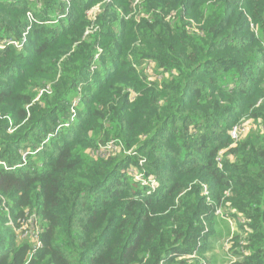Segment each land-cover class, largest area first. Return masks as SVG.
<instances>
[{
    "label": "trees",
    "instance_id": "1",
    "mask_svg": "<svg viewBox=\"0 0 264 264\" xmlns=\"http://www.w3.org/2000/svg\"><path fill=\"white\" fill-rule=\"evenodd\" d=\"M229 216L264 264V0H0V264H202Z\"/></svg>",
    "mask_w": 264,
    "mask_h": 264
},
{
    "label": "rangeland",
    "instance_id": "2",
    "mask_svg": "<svg viewBox=\"0 0 264 264\" xmlns=\"http://www.w3.org/2000/svg\"><path fill=\"white\" fill-rule=\"evenodd\" d=\"M97 7H98V5H95V6H93V9L96 10ZM192 23L195 26L194 21H192ZM23 37L25 38L24 35H23ZM8 41L12 42L10 39H8ZM151 68H153L152 64L148 65V69L151 70ZM48 87H49V85H48ZM45 89H46V87H45ZM42 91H43V89L37 90L33 101H35L37 99V97L41 94ZM49 91H50V87H49ZM77 102H78V98L73 101V104H76ZM74 116H75V110L72 109V115H71L70 119L74 118ZM250 121L251 120L249 118H246L244 116V117L240 118V120L238 122H236L234 125H236V124L244 125L245 132H246L250 128V125L247 124ZM46 139L43 141V143L46 142ZM42 145H44V144L39 142V147ZM26 153H27V151L25 152V154ZM34 160H36V159H34ZM242 221H243L242 217H239V216L238 217L237 216H231L230 217L229 216V222L230 223L228 221L227 222L222 221L221 225H217L216 227H215V225L212 224L211 227L214 226V232L211 233V236H210V243L212 246L210 245L209 249L206 250L205 253H203V256L199 257V262L202 264H228L230 261L234 260L236 258V256L231 254L232 252L230 251V244H231L230 241L231 240L228 241L230 239V237L218 240L215 243L213 241V237H218L220 228H221L220 235L222 236V238L224 237L223 236L224 233H226L228 231V228L230 229L231 235H234V234L239 232L238 234L242 236L243 233H242L241 228L239 226V223ZM21 226L25 231L26 230V227H25L26 224L22 223ZM17 229H18V227L15 229L16 234H18ZM240 240H243V239L240 238Z\"/></svg>",
    "mask_w": 264,
    "mask_h": 264
},
{
    "label": "built area",
    "instance_id": "3",
    "mask_svg": "<svg viewBox=\"0 0 264 264\" xmlns=\"http://www.w3.org/2000/svg\"><path fill=\"white\" fill-rule=\"evenodd\" d=\"M245 133V128L244 125H234L230 131H229V135L230 137L236 141L238 140L239 136ZM111 145H108L107 147H110ZM137 177H139V175H137ZM151 182L153 183L154 180H151ZM204 193L207 194L206 190L204 189ZM217 212H219V210H217ZM25 223L26 224V230L24 231V229L22 228L21 224ZM28 223H29V219H26L25 221H20V225L17 229V233L20 237H27L28 234ZM34 238H35V248L40 246V241L37 239V232H35L33 234ZM34 252V250L31 251V254ZM192 255H187V257H191Z\"/></svg>",
    "mask_w": 264,
    "mask_h": 264
}]
</instances>
